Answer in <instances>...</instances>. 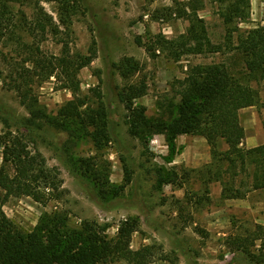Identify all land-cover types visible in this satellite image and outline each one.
Wrapping results in <instances>:
<instances>
[{
	"label": "rangeland",
	"instance_id": "rangeland-1",
	"mask_svg": "<svg viewBox=\"0 0 264 264\" xmlns=\"http://www.w3.org/2000/svg\"><path fill=\"white\" fill-rule=\"evenodd\" d=\"M3 1L11 13H18L17 24L22 21L24 26L17 25L16 30L23 43L9 41L0 46V133L10 128L20 135L34 155L45 159L55 177L53 186L40 188L45 198L51 197L46 202L30 195L11 196L3 206L8 218L32 232L45 212L67 211L72 226L95 221L110 237L117 235L122 222L135 219L139 231L133 234V248L144 245L156 251L147 264H257L233 248L232 242L236 237L251 242L257 226L264 225V189L252 190L245 198L227 199L223 182L217 180L222 175L219 168L223 171L226 166L215 165L204 137L181 134L171 146L155 127L142 125L136 133L132 111L122 100L131 85L143 83L146 92L134 105L145 107L151 123L160 118L168 121L170 105L179 101L181 81L191 66L234 61V70L242 71V58L226 49L224 53L185 54L179 61L159 48L156 55L148 51L147 45L158 34L173 39L188 33L189 20L176 11L190 0H81L69 29L61 26L56 1ZM204 2L199 15L207 22L209 36L226 45L228 26L219 11L228 2ZM41 9L53 17L57 32L44 34L37 26ZM263 20L264 0H251L250 17L231 26L239 27L234 42L239 33ZM38 43L39 55L48 57L47 64L53 62L54 72L44 77L32 70L25 76L26 68L32 69L35 63L27 62L28 49ZM72 57L87 58L88 64L74 69L65 63ZM127 59L140 68H130ZM128 68L130 74L125 77L122 69ZM47 69L40 66L42 73ZM12 76L24 94L17 91ZM240 76L257 93V104L242 110L241 121L248 134L262 143L264 79H249L243 72ZM76 97L83 101L80 118L66 119L64 128L47 123L50 117L61 119V107ZM40 110L47 116L33 118L32 112ZM217 148L225 151L228 145L221 139ZM198 152H206L210 160L192 165L191 154ZM127 176L131 183L116 195ZM172 178L175 184L168 182ZM246 180L240 174L234 187L246 191ZM259 247L258 241L252 250ZM106 264L129 263L121 259Z\"/></svg>",
	"mask_w": 264,
	"mask_h": 264
},
{
	"label": "trees",
	"instance_id": "trees-1",
	"mask_svg": "<svg viewBox=\"0 0 264 264\" xmlns=\"http://www.w3.org/2000/svg\"><path fill=\"white\" fill-rule=\"evenodd\" d=\"M49 1H56L61 26L69 29L72 17L81 8V0ZM218 1L223 4L228 2L225 9L219 11L228 26L226 45L213 42L209 36L207 22L199 15V11L204 8V0H190L186 6L176 11L179 17L189 20L188 33L173 39L158 34L151 39L147 49L156 55L155 51L159 48L175 61L181 60L185 54L224 53L226 49L233 57L242 58V71L234 70V61L191 66L181 81L179 101L170 105L172 110H168V121L160 118L151 123L145 115V107L134 105L135 99L146 92L143 83L131 85L123 92L122 100L132 111L133 131L136 133L142 125L155 127L156 132L165 135L171 146L181 134L204 137L211 147L215 165L226 166L223 171L219 168L222 175L217 177V180L224 184L223 195L227 199L245 198L252 190L264 189V144L255 147H247L245 144L246 130L241 123L240 110L256 105L257 93L244 82L240 74L243 72L249 79L258 81L264 79V20L256 27L239 33L237 42H234V32L238 31L239 27L231 26L250 17L251 0ZM41 12L42 15L37 14L36 17L37 26H41L44 34L48 30L57 32L59 27L54 23L53 17L43 12V9ZM17 15L18 13H11L9 5L0 0V46L9 41L23 43L22 36L18 35L16 30L19 25L23 27L24 22L17 24ZM30 34L33 38L37 37L33 32ZM40 51L39 43L36 48L28 49L30 57L27 62L35 63L32 69L26 68L29 72L25 71V76H30L32 70L36 75L44 77L54 72L53 62L47 64L48 57L43 53L39 55ZM88 60L72 57L65 63L78 69L88 64ZM127 63L135 70L140 68L132 59H127ZM40 66L48 68L47 74L40 71ZM122 73L128 77L129 68L122 69ZM12 80H15L17 91L24 94L17 78L12 76ZM82 105L83 101L77 97L66 102L59 110L61 119L50 117L47 123L56 128L66 127V119L82 116ZM32 115L33 118L47 116L43 110L32 112ZM153 134L152 130L147 137L148 142ZM221 139L228 145L225 151H219L217 148ZM0 147L3 148V162L0 167V264H106L121 259L129 264L150 262L156 252L154 247L143 246L139 250L131 248L132 236L139 231L135 219L122 222L114 237H110L104 227L95 221L84 220L80 227L72 226L67 211L45 212L32 232H25L17 227L3 209L6 201L11 196L30 195L36 200L46 202L47 198L51 197L45 198V193L41 192L40 188L53 186L55 177L46 166L45 159L34 155L23 138L10 128L0 133ZM240 174L249 179L245 181L248 186L246 191L234 187ZM131 181L132 178L127 176L125 184L115 192L116 195L124 191ZM168 182L175 184L176 179L172 178ZM257 227L251 242L247 237H236L232 243L233 248L247 253L251 262L264 264V225ZM258 241L260 247L253 251L252 247Z\"/></svg>",
	"mask_w": 264,
	"mask_h": 264
},
{
	"label": "crops",
	"instance_id": "crops-1",
	"mask_svg": "<svg viewBox=\"0 0 264 264\" xmlns=\"http://www.w3.org/2000/svg\"><path fill=\"white\" fill-rule=\"evenodd\" d=\"M255 106V105H254ZM254 106H250V107H246V108H243V109H241L240 110V116H241V112H242V110H245V109H247V108H252V107H254ZM240 119H241V117H240ZM241 123H242V121H241ZM243 124V123H242ZM244 126V125H243ZM245 127V126H244ZM245 130H246V128H245ZM245 144L247 145V147H255V146H258V145H261V144H264V142H262V143H260V142H258L257 140H256V137L255 136H253V135H249L248 134V132L246 131V137H245ZM192 156L190 157V161H191V164L192 165H198V164H201V162L203 163L204 161H209L210 159V157H209V155L206 153V152H203L202 154L200 153V152H198L197 153V155H193V154H191ZM189 161V162H190ZM136 233V232H135ZM132 238H133V236H132ZM144 246V245H143ZM131 248L133 249V250H139L140 248H142V246H140L139 248H137V249H134L133 248V245H132V242H131Z\"/></svg>",
	"mask_w": 264,
	"mask_h": 264
}]
</instances>
